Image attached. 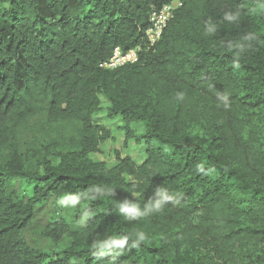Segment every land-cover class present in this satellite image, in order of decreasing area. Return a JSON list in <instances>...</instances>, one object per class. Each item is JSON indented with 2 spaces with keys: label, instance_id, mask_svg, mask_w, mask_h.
Returning a JSON list of instances; mask_svg holds the SVG:
<instances>
[{
  "label": "trees",
  "instance_id": "16d2710c",
  "mask_svg": "<svg viewBox=\"0 0 264 264\" xmlns=\"http://www.w3.org/2000/svg\"><path fill=\"white\" fill-rule=\"evenodd\" d=\"M173 2L147 49L150 13ZM137 47L136 63L99 67ZM100 97L141 164L90 158L110 139ZM32 121L50 149L23 137ZM158 189L176 194L161 213L118 211ZM60 194L85 220L47 222L59 252L41 253L22 234ZM0 264H264V0H0Z\"/></svg>",
  "mask_w": 264,
  "mask_h": 264
},
{
  "label": "rangeland",
  "instance_id": "374dc122",
  "mask_svg": "<svg viewBox=\"0 0 264 264\" xmlns=\"http://www.w3.org/2000/svg\"><path fill=\"white\" fill-rule=\"evenodd\" d=\"M100 99L101 111L93 117V121L96 125L103 127L108 131L110 139L105 141L99 147L98 153L90 155V158L95 162H103L108 167L114 166L118 157H128L136 164H141L146 157L144 144L142 142L136 144L133 139L125 141L124 132L121 129L122 122L120 121V118L116 117L108 119L106 116L108 103L103 97H100ZM30 125H34L35 127L23 128L21 131L24 133L23 137L30 138V134L32 135L35 131V147H38L41 150L44 148L50 149L52 147L50 136L45 135L35 121H32ZM130 129L133 131L135 137L144 133V128L140 124H132ZM17 141L18 138L15 137L13 142L16 143ZM20 148L23 150L30 149L27 144H20ZM24 189L25 191L30 192L31 186L24 185ZM61 196L65 197L63 194H60L56 199L37 206L40 208L39 211L36 213L30 226L22 234L25 243L32 249L47 254L59 252V247L53 246L50 241L42 239L40 236V232L47 222L61 219L67 224L76 227L81 226L84 223V217H75L77 212L81 209V204L77 203L75 207H72V198L68 197H65L64 204H58L56 201Z\"/></svg>",
  "mask_w": 264,
  "mask_h": 264
},
{
  "label": "built area",
  "instance_id": "2783aa9c",
  "mask_svg": "<svg viewBox=\"0 0 264 264\" xmlns=\"http://www.w3.org/2000/svg\"><path fill=\"white\" fill-rule=\"evenodd\" d=\"M180 6L179 3L173 2L163 6L158 11H152L149 15V28L145 32L146 46L150 49L159 41L168 22L173 18L175 10ZM140 47L124 52L120 48H115L111 57L100 64L101 69L115 70L128 65H132L138 60Z\"/></svg>",
  "mask_w": 264,
  "mask_h": 264
},
{
  "label": "clouds",
  "instance_id": "9594fccd",
  "mask_svg": "<svg viewBox=\"0 0 264 264\" xmlns=\"http://www.w3.org/2000/svg\"><path fill=\"white\" fill-rule=\"evenodd\" d=\"M228 19H232V17H227ZM238 66V65H237ZM203 166H198V169L202 170ZM176 194H169L164 189H158L156 192L155 199H149V201L141 207L139 203H129L125 201L124 203H120L118 207V211L123 214L125 219L135 218L137 220L149 216L153 213H161L167 205L175 202ZM58 204L65 203V197L61 196L57 201ZM79 203L78 198H73L71 200V206L75 207V205ZM128 239L125 237L123 241L121 240H112L108 243H120L121 245ZM146 239L145 234L143 232H139L135 235V239H133V244L136 245Z\"/></svg>",
  "mask_w": 264,
  "mask_h": 264
}]
</instances>
